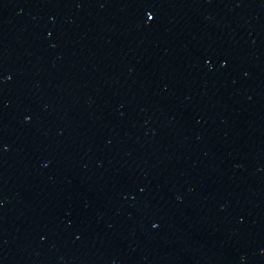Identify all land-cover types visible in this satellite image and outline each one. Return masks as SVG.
<instances>
[{"label":"water","instance_id":"obj_1","mask_svg":"<svg viewBox=\"0 0 264 264\" xmlns=\"http://www.w3.org/2000/svg\"><path fill=\"white\" fill-rule=\"evenodd\" d=\"M0 264H264V0H0Z\"/></svg>","mask_w":264,"mask_h":264}]
</instances>
